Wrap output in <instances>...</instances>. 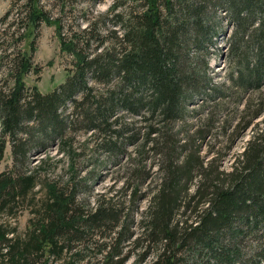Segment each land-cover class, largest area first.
Wrapping results in <instances>:
<instances>
[{"label": "trees", "instance_id": "16d2710c", "mask_svg": "<svg viewBox=\"0 0 264 264\" xmlns=\"http://www.w3.org/2000/svg\"><path fill=\"white\" fill-rule=\"evenodd\" d=\"M23 1L22 33L32 34L28 48L9 58L12 83L0 85V156L8 139L14 159L24 164L37 130L39 139L31 145L58 136L65 148L66 128L77 119L96 132V147L114 156L132 143L122 194L128 188L131 210L142 198L147 204L134 234V213L124 210L116 190L100 192L95 203L81 208L74 189L49 184L22 235L0 221V264H34L41 254L60 257L82 239L86 249L92 234L105 230L102 259L92 264H123L133 234L134 245L145 240L147 250L155 244L151 260L142 262V254L136 264H264V114L256 119L264 112V0H142L140 8L115 9L116 0L106 13L113 26L104 37L97 21L90 22L97 38L92 51L88 37L77 41L82 31L66 38L58 15L39 0ZM220 7L229 22L232 61L225 78L215 79L208 71V44ZM41 20L54 24L61 46L72 54L63 80L46 91L24 79L28 70L40 69L31 52ZM67 99L71 110L64 114ZM248 127L243 148L234 151ZM219 134L224 143L217 145ZM227 157L229 167L223 165ZM152 164L157 180L141 187ZM35 174L0 171V213L33 192ZM82 252L73 248L59 264H74Z\"/></svg>", "mask_w": 264, "mask_h": 264}, {"label": "rangeland", "instance_id": "374dc122", "mask_svg": "<svg viewBox=\"0 0 264 264\" xmlns=\"http://www.w3.org/2000/svg\"><path fill=\"white\" fill-rule=\"evenodd\" d=\"M39 1L50 10L51 15L59 16L61 31L66 38L74 33H77L78 36V33L82 31V37L77 39V41L80 43L81 40H85L88 37L90 44L87 49L89 51L93 50V46L97 42L95 34L90 33V22L93 20L97 21L96 31L100 32V37H104L105 31L113 26L111 20L108 19V14L112 12L111 7L116 0ZM23 2V0H0V85L7 86L12 83L13 71L15 70L9 58L13 56L19 47L28 48L29 46L28 40L32 32L29 31L25 37L22 33L26 27L25 25H27V21H25L26 17L23 15ZM117 3L119 4L115 6V9L129 8L131 6L140 8L143 4L142 0H117ZM8 8H10L9 14L1 19L2 14ZM106 13L108 14L106 15ZM212 14L214 16L215 12L213 11ZM101 16L104 21H102ZM214 19L216 20L213 28L216 26L214 30L216 32L213 34L211 32L212 41L208 44V61L210 64L208 71L216 79L223 76L225 78L227 65L229 61H232V55L228 53L226 38L230 29L225 9L220 7ZM83 27H85L84 30H82ZM33 30L35 31V34H33V36L35 35V47L31 52V59L40 65V69L37 72L28 70L24 75V79L27 84L36 83L39 89L46 91L57 82L63 80L65 76L64 69L71 66L72 54L61 46L57 29L53 23L41 20ZM119 30L117 28V31ZM8 67H12V69H8ZM88 79L89 81L91 80L89 75ZM200 100L201 97H197L195 102H199ZM238 104L241 106V103ZM231 105L232 100L228 99V106L230 107ZM64 109V114L71 110V100L67 99ZM205 110L201 112L200 117L204 116ZM263 114L264 112L257 116L256 119L260 118ZM130 117V114L127 113L126 118ZM192 119H194V116ZM74 121L71 127L66 128L68 142L65 144V148L59 147L58 136L43 141V144L37 145L35 143L31 145V141L34 142L39 139V131L34 132L31 135L30 147L24 164L14 159L10 150V141L8 139L5 140L0 156V171L9 173L35 171L36 184L33 188V196H30L32 193H29L27 196L18 198L17 202H12L13 205L8 212L2 211L0 213V221L5 227L13 228L12 232L14 234L22 235L28 228L27 222L29 217L35 215V208L40 201V195H44L47 192L49 184H54L58 187H64L67 192H72V189H74L75 200L81 208H85L86 203H88L87 206L95 203L96 198L100 196V192L108 194L116 190L117 194L114 197L121 198L123 196L124 210L127 208L130 212L134 213V221L130 224V227L133 229L134 234L137 233L141 228L138 220L143 214L147 199L139 198V206L131 210V205L127 198L128 188L122 194L123 180L128 175L127 171H129L128 152L132 149V143L126 144L125 151L114 156L106 150L101 149V147H96V132L92 128L85 129L76 123L77 119H74ZM25 128L31 132L32 127L28 126ZM250 132L251 130L248 127L237 138L233 146L234 151L237 152L243 148L244 142ZM218 136L219 141L217 145L223 144V138L220 134ZM27 137H30V135ZM0 139H2V136H0ZM221 147H224V145ZM205 150L206 147L202 148V152H205ZM151 160H153V157H148L147 163L149 164ZM230 162L231 157H227L224 159L223 165L229 167ZM150 169V177L142 183L141 187H146V183L151 185L157 180L158 171L154 164L150 166ZM105 231L101 232L100 235L92 234L88 240L86 249L82 247L86 239H82L80 242H73L72 249L69 252H63L62 256L55 257L49 255L46 257L45 254H41L34 260V264H59L60 261L68 259V254L72 252L73 248L83 250V256L80 260L74 258V264H92L95 261H100L102 253L98 248L100 247L99 242L104 237L102 234L107 233ZM9 234H11L10 231ZM134 234L126 240L128 241L126 242V247L129 254L123 264H136L137 258L142 254H144L142 262H148L155 254V244H149L150 247L147 250L141 245L145 240L141 241L140 244L134 245L135 242L130 241V238L134 237ZM107 238L108 236L105 239ZM204 257V255L201 256V259H204Z\"/></svg>", "mask_w": 264, "mask_h": 264}]
</instances>
